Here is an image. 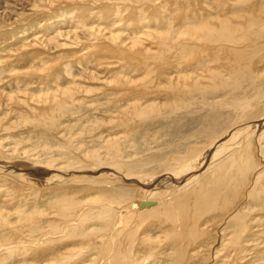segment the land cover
I'll return each mask as SVG.
<instances>
[{
  "label": "rangeland",
  "instance_id": "374dc122",
  "mask_svg": "<svg viewBox=\"0 0 264 264\" xmlns=\"http://www.w3.org/2000/svg\"><path fill=\"white\" fill-rule=\"evenodd\" d=\"M0 264H264V0H0Z\"/></svg>",
  "mask_w": 264,
  "mask_h": 264
},
{
  "label": "bare ground",
  "instance_id": "6f19581e",
  "mask_svg": "<svg viewBox=\"0 0 264 264\" xmlns=\"http://www.w3.org/2000/svg\"><path fill=\"white\" fill-rule=\"evenodd\" d=\"M208 30V29H207ZM217 30V29H216ZM215 30V31H216ZM215 33V32H214ZM218 33V34H217ZM217 33H215L216 35H219L220 36V38L222 39V41H227L228 40V42H230V43H232L231 42V40L229 39V38H222V37H224V34L222 35V32L221 31H218ZM208 34V32L206 33V35ZM211 35V34H210ZM207 36H209V35H207ZM227 39V40H226ZM238 54V53H237ZM241 54V53H240ZM239 54V55H240ZM233 56V55H232ZM238 57V56H237ZM240 57V56H239ZM242 58V57H241ZM237 59V58H236ZM236 59H235V61H236ZM239 62H240V60H239ZM237 63L236 65V67H238L239 68V66H238V64H240V63ZM236 63V62H235ZM241 68V67H240ZM233 69H235V68H233ZM241 69H243V68H241ZM244 80L246 79V78H243ZM246 81V80H245ZM244 81V82H245ZM250 81V80H249ZM247 82H248V80H247ZM252 83V82H251ZM172 89V88H171ZM171 91V90H170ZM181 93L182 92H180V95H181ZM178 94V93H177ZM179 95V94H178ZM175 97V96H174ZM178 97V96H177ZM180 97V96H179ZM245 108V107H244ZM248 141V140H247ZM179 168V167H178ZM190 170V169H189ZM215 176V175H214ZM213 177V176H212ZM219 177V176H218ZM196 180H198L197 178H196ZM199 185V184H198ZM217 188V187H216ZM199 191V190H198ZM199 194V193H198ZM199 198H200V196H199ZM198 197H197V199H199ZM207 198V197H206ZM212 201V200H211ZM211 203V202H210ZM205 204V203H204ZM183 205V204H182ZM207 206H209V204L207 205ZM183 207V206H182ZM211 207V205L209 206V208ZM204 208H207V207H204ZM208 208V209H209ZM203 209V208H202ZM207 209H205V211H206ZM210 210V209H209ZM208 211V210H207Z\"/></svg>",
  "mask_w": 264,
  "mask_h": 264
}]
</instances>
